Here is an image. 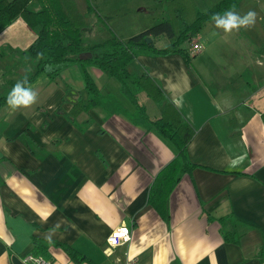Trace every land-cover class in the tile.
<instances>
[{"label":"crops","instance_id":"crops-1","mask_svg":"<svg viewBox=\"0 0 264 264\" xmlns=\"http://www.w3.org/2000/svg\"><path fill=\"white\" fill-rule=\"evenodd\" d=\"M233 11L255 12V23L225 32L208 22L217 32L196 36L201 51L189 65L177 54L128 65L147 72L196 131L188 157L198 168L172 191L165 219L147 198L173 152L114 79L89 67L102 99L73 120V100H90L77 65L30 85L34 104L0 107V264H24L35 242L52 264H118L123 253L139 264H264V0ZM33 40L21 19L0 32V91L14 87L10 69L33 67L24 58ZM68 90L78 97L66 99ZM156 105L149 119L161 114ZM122 227L130 242L107 255L106 240Z\"/></svg>","mask_w":264,"mask_h":264},{"label":"trees","instance_id":"trees-1","mask_svg":"<svg viewBox=\"0 0 264 264\" xmlns=\"http://www.w3.org/2000/svg\"><path fill=\"white\" fill-rule=\"evenodd\" d=\"M240 1L220 0L202 12L195 0H158L165 12L159 23L127 40L113 35L102 43L84 45L86 23L78 12L74 0H0V32L16 19H21L34 35V40L24 57L27 61L33 60L35 68L26 87L35 83L41 74L49 81H53L70 65L81 68L84 89L90 100L86 104L80 99L73 100V107L67 115L69 120L98 106L101 102L102 95L88 72L89 67L98 69L103 75L118 83L121 95L134 111L138 112L148 125V130L173 152V159L154 178L147 198V204L165 219L172 191L183 176L191 175L192 171L198 168L188 157V146L196 131L175 105L166 99L159 84L147 72L139 76L130 74L128 65L143 54L153 56L177 54L189 65L194 57L190 54V49L195 43L193 40L204 25L213 21V16L234 10ZM90 11L91 7L88 8V12ZM261 24L264 29V18ZM161 37H166L169 43L163 48H158L156 42ZM146 39H150L151 42L147 43ZM259 53L264 56V43ZM139 92L153 103L163 105L159 117L148 118L145 107L138 101ZM67 96L78 97L70 90L66 94V99ZM7 97L0 96V107L7 103ZM225 239L235 244L239 241V237H230L229 234H226ZM60 247L73 261H81L71 248L65 245ZM33 254L45 257L46 247L35 242Z\"/></svg>","mask_w":264,"mask_h":264},{"label":"rangeland","instance_id":"rangeland-1","mask_svg":"<svg viewBox=\"0 0 264 264\" xmlns=\"http://www.w3.org/2000/svg\"><path fill=\"white\" fill-rule=\"evenodd\" d=\"M195 1L198 9L205 12L220 0ZM74 2L78 12L84 17L86 23L83 35L84 45L102 43L113 35L127 40L131 36L159 23L165 16L163 6L158 0H74ZM89 7H91L90 12H88ZM212 26V24L206 23L198 34L199 36L197 35V39L199 37L209 38L212 33H216L217 30L212 29ZM168 43L169 41L166 37H162L157 40L156 46L161 48L168 45ZM5 50L6 48L3 49V52ZM32 62L34 63L33 60ZM34 69V66H30V63L27 62L20 69H10L6 75L16 84L17 82L24 81L25 78L28 81L34 73ZM41 80L44 82V74H41L36 82ZM11 90L12 88L1 90L0 96H8ZM52 91L53 89L49 92L51 93ZM137 96L138 101L145 106L147 114L152 116L151 108L152 106L155 108L157 105L153 104L141 92Z\"/></svg>","mask_w":264,"mask_h":264},{"label":"clouds","instance_id":"clouds-1","mask_svg":"<svg viewBox=\"0 0 264 264\" xmlns=\"http://www.w3.org/2000/svg\"><path fill=\"white\" fill-rule=\"evenodd\" d=\"M256 13L249 11L243 17L233 10H228L224 14H217L212 17L218 28L224 29L225 32H231L233 29L239 30L241 27H249L255 23ZM28 84L25 78L22 82H17L7 97V103L12 108L21 106L28 107L34 104L38 94L31 87H26ZM237 161H233L236 163Z\"/></svg>","mask_w":264,"mask_h":264},{"label":"built area","instance_id":"built-area-1","mask_svg":"<svg viewBox=\"0 0 264 264\" xmlns=\"http://www.w3.org/2000/svg\"><path fill=\"white\" fill-rule=\"evenodd\" d=\"M201 51V46L199 44H193L190 49V54L194 55ZM131 235L127 228H118L114 232L110 234L108 239L106 240V253L107 255H113V253L121 249L124 245L130 242ZM22 262L24 264H52L47 259L42 256H37L34 254H27L23 256ZM118 264H139L138 259L136 257H130L127 253L122 254V260L118 261Z\"/></svg>","mask_w":264,"mask_h":264},{"label":"water","instance_id":"water-1","mask_svg":"<svg viewBox=\"0 0 264 264\" xmlns=\"http://www.w3.org/2000/svg\"><path fill=\"white\" fill-rule=\"evenodd\" d=\"M146 42H147V43H150V42H151V40H150V39H146Z\"/></svg>","mask_w":264,"mask_h":264}]
</instances>
